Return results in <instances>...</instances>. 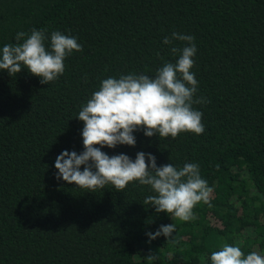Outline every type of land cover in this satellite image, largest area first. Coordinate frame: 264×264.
Masks as SVG:
<instances>
[{"label": "trees", "instance_id": "1", "mask_svg": "<svg viewBox=\"0 0 264 264\" xmlns=\"http://www.w3.org/2000/svg\"><path fill=\"white\" fill-rule=\"evenodd\" d=\"M33 29L46 30V49L59 31L83 50L49 85L26 69L0 71V264H211L225 243L264 256V0H0V51ZM174 31L195 37L196 98L210 101L193 105L204 133L173 140L141 129L135 147L101 151L198 164L213 192L188 222L144 205L148 186L85 192L54 167L62 151H84L76 118L102 80L155 78L178 60L171 47L182 42L163 44ZM172 223L171 238L150 241Z\"/></svg>", "mask_w": 264, "mask_h": 264}, {"label": "clouds", "instance_id": "2", "mask_svg": "<svg viewBox=\"0 0 264 264\" xmlns=\"http://www.w3.org/2000/svg\"><path fill=\"white\" fill-rule=\"evenodd\" d=\"M46 30L33 29L30 34H16L17 44H5L0 51V71L16 77L27 70L40 83L49 85L65 72L64 61L74 52H81L77 39L54 31L50 36V50L45 47ZM23 41L22 43H19ZM172 46L171 53L178 55L175 63H165L155 78L130 73L118 79L109 77L101 81L86 105L82 106L76 119L83 123L84 151L64 150L55 159L56 179L63 180L77 189L95 193L111 185L117 192L138 182L148 186L154 195L144 200V205L155 208L156 213H166L181 222L195 219L194 208L209 203L213 189L200 175L199 165L185 163L180 169L171 163L157 167L151 153L138 152L133 161L126 154L109 156L102 148L115 149L118 145L135 147L137 130L146 137L158 134L159 138L175 140L181 133L201 135L204 133L203 113L194 104L210 103L203 96L196 98L198 81L191 71L197 52L195 37L172 32L163 44ZM83 166V171L81 167ZM176 231L175 224L161 225L150 241L161 235L167 240ZM154 260V254L146 257ZM203 259V258H202ZM211 264H264V256L256 251L247 256L239 246L227 243L210 256Z\"/></svg>", "mask_w": 264, "mask_h": 264}]
</instances>
